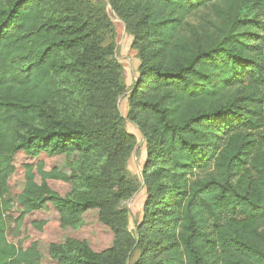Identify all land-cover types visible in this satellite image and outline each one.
Here are the masks:
<instances>
[{
	"label": "trees",
	"instance_id": "obj_1",
	"mask_svg": "<svg viewBox=\"0 0 264 264\" xmlns=\"http://www.w3.org/2000/svg\"><path fill=\"white\" fill-rule=\"evenodd\" d=\"M0 0V264H264V0ZM212 6V28L188 20Z\"/></svg>",
	"mask_w": 264,
	"mask_h": 264
},
{
	"label": "rangeland",
	"instance_id": "obj_2",
	"mask_svg": "<svg viewBox=\"0 0 264 264\" xmlns=\"http://www.w3.org/2000/svg\"><path fill=\"white\" fill-rule=\"evenodd\" d=\"M95 4L101 5L105 8L106 13L110 17L112 27L105 33V38L108 43H115V57L122 64L121 80L125 87L124 94L119 98V106L121 114L124 117L123 126L130 133L134 134L137 139L136 146L132 155L125 163L126 170L131 178L134 179L138 186L136 194L123 201L121 206L125 207L130 212L129 229L132 233H136V227L143 217V208L146 200V190L142 177V168L145 164L147 154L145 147V139L138 127L128 120V102L127 95L133 89L138 78L139 60L136 52L132 49V37L127 33L125 24L115 15L109 0H90ZM217 17L213 11L212 6H207L195 13L189 22V29L205 26L212 28V21H216ZM138 257V252L133 256L130 264H133Z\"/></svg>",
	"mask_w": 264,
	"mask_h": 264
}]
</instances>
